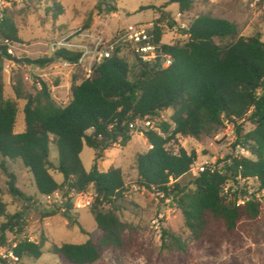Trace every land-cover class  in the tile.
I'll return each mask as SVG.
<instances>
[{"label":"trees","instance_id":"trees-1","mask_svg":"<svg viewBox=\"0 0 264 264\" xmlns=\"http://www.w3.org/2000/svg\"><path fill=\"white\" fill-rule=\"evenodd\" d=\"M48 1L55 15L63 14L64 7L58 0ZM99 1V7L105 5L107 13L117 12L107 0ZM168 5H178L177 15L183 17L192 10L193 0H170ZM152 8L155 9L142 10ZM165 8L160 9L163 18ZM155 22L156 42L172 58L166 68L161 60L143 63L135 59L133 66L126 60H107L96 69L93 78H84L72 87L66 105L56 101L47 82L43 81L41 88L32 93L26 91L23 79H17L13 86L16 99L25 101V131L19 134L15 131L18 105L5 98L4 60L9 55L6 48L0 53V168L8 177L7 194L17 201L31 200L17 186V177L9 170L8 164L16 163L33 175L41 196L72 190H93L97 194L89 209L101 233L99 239L84 244H53L50 248L51 254L70 264H96L102 260L103 252L128 251L132 246V225L124 222L114 207L127 191L124 172L116 167L100 171L98 161L116 145L129 146L137 121L148 119L156 122L157 128L140 131L150 149L135 159L137 182L140 187L154 188L178 206L195 241H201L214 223L235 231L243 221H257L262 216L261 202L252 200L238 206L237 195L229 198L223 194L227 176L209 173L193 176L195 151L172 148L180 137L202 140L218 134L224 127V116L247 118L254 127L247 134L240 133L239 140L253 156L235 159L225 168L234 176L241 172L244 178H258L260 189H264V94L258 95L264 88L262 36L239 37L236 24L201 15L186 29L172 18L168 25L171 29L179 28L187 41L162 44L163 20ZM0 39L22 43L19 27L12 17L0 20ZM81 56L80 51L63 49L55 56L17 62L45 68L56 63L57 58L76 64ZM163 113L168 114L167 121L160 120ZM52 146L58 152L56 163L51 160ZM85 146L95 152L91 171L85 169L81 158ZM55 174L62 175L63 181H57ZM188 176H191L189 182ZM2 192L0 187V247L11 250L17 264H22L24 258L41 259L47 244L45 239L38 243L25 239L15 248L9 246L8 233L22 231L25 215L9 214ZM108 206L111 209L107 210ZM71 214L70 206L63 213L64 218L79 225ZM0 262L8 264L2 258Z\"/></svg>","mask_w":264,"mask_h":264},{"label":"rangeland","instance_id":"rangeland-1","mask_svg":"<svg viewBox=\"0 0 264 264\" xmlns=\"http://www.w3.org/2000/svg\"><path fill=\"white\" fill-rule=\"evenodd\" d=\"M58 1L64 7L62 15H55L51 11L52 3L48 0H24L23 4L15 5L4 14V17H12L19 27L22 39L16 50L19 59L45 58L53 40L76 29L100 32L112 38L119 30L130 25L158 19L163 20L164 43L184 44L187 36L177 27L171 29L168 23L173 18L181 27H188L201 15L236 24L239 37L248 38L260 34L264 41L263 0H193L192 10L183 17L177 15L178 5H168L170 0H107L117 9V12L111 14L105 11V5L99 7V0ZM146 7L155 9L142 10ZM162 7H166L162 10L165 18L160 12ZM125 59L130 66L136 63L131 55L127 54ZM79 76L73 68L62 63L38 68L18 62L16 68L10 70L4 60L5 98L15 101L19 109L16 133L25 131V101L17 100L13 89L17 79H23L26 91L32 93L41 88L43 81L47 82L56 101L66 105L70 100L72 87L81 81ZM166 117L168 118L167 113ZM245 126L247 130L252 127L248 123ZM142 130H146L143 125L136 126L128 147L116 145L98 161L100 171L106 172L111 167H116L124 172L127 191L114 207L118 210L119 217L132 225V246L128 251H105L102 260L96 264H264V203L259 220L243 221L235 231H228L223 224L214 223L201 241H195L178 206L159 196L158 192L140 187L137 182L135 159L138 154L150 149L149 143L140 134ZM218 134L202 140L180 137L178 144L172 148L177 151L181 147L189 153L195 151L199 161L210 157L218 158L222 155L216 139ZM50 151L51 160L56 163L57 148L52 146ZM81 158L85 169L91 171L95 152L85 146ZM8 167L17 177V186L31 199L29 202H21L7 194L8 177L0 168V187L3 190L1 198L8 206V213L25 215L22 231L8 233L9 246L25 239L36 243L45 239L47 243L41 259L24 258L22 264H70L50 253L53 244H84L89 240L99 239L101 233L89 208L72 209L71 215L79 225L70 224L62 212L46 205L28 169L21 163L8 164ZM55 178L59 182L63 181L60 174H55ZM186 180L189 182L191 176ZM53 212L57 214L49 216ZM1 254L7 255L8 248L0 252V257ZM7 261L8 264H17V260L13 258Z\"/></svg>","mask_w":264,"mask_h":264},{"label":"built area","instance_id":"built-area-1","mask_svg":"<svg viewBox=\"0 0 264 264\" xmlns=\"http://www.w3.org/2000/svg\"><path fill=\"white\" fill-rule=\"evenodd\" d=\"M24 0H0V20L3 19L4 14L11 10L15 5H21ZM181 17V15H178ZM157 24L155 21L130 25L124 29L119 30L112 38H108L100 32L91 30L76 29L71 33L64 35L49 45V54L55 56L60 50L80 51L82 56L78 63L71 64L60 59H56V63L65 64L68 68H73L79 73L78 79L82 80L93 78L96 69L100 67L107 60L116 58L119 60H126L125 56L131 55L135 59H139L143 63L161 60L164 68L172 63V58L163 52L161 44L156 42V35L154 30ZM182 29L187 27L182 26ZM164 44V41L162 42ZM20 44L13 43L9 40L0 39V53L2 49L6 48L9 55L7 58L8 68L14 69L17 66L19 56L17 49ZM41 68V67H38ZM264 94V88L258 91V95ZM251 114L249 112L248 116ZM161 121H167L166 113H163ZM248 123L252 127L247 130L245 124ZM139 124L143 125L145 129L157 130L156 122L148 119L144 121H137L134 128ZM253 124L244 118L239 120L235 117L224 116V127L217 135V144L222 155L218 158H209L204 161H199L197 158L191 167V174L198 176L202 173H209L212 175L219 174L228 177V182L223 186V194L229 198H234L237 195L236 203L238 206H244L247 202L257 200L264 203V189H260V182L258 178H244L241 172L238 176L225 168L226 165H231L232 162L242 159H251L252 152L240 143L239 135L247 134L253 129ZM241 128V132L239 130ZM153 191L155 189L153 188ZM159 196L164 198L161 193ZM97 194L90 190L87 192H78L72 190L68 193L64 191H56L51 195L42 196L43 201L48 207L54 210L65 213L69 211L70 206L74 210L86 209L92 207ZM171 200V199H165ZM172 201V200H171ZM173 202V201H172ZM17 243L13 245L15 248ZM5 248L0 247V252ZM2 259L9 260L13 258L17 260L12 251L8 249L7 255H2ZM0 257V258H1Z\"/></svg>","mask_w":264,"mask_h":264},{"label":"crops","instance_id":"crops-1","mask_svg":"<svg viewBox=\"0 0 264 264\" xmlns=\"http://www.w3.org/2000/svg\"><path fill=\"white\" fill-rule=\"evenodd\" d=\"M149 147H150V145H149Z\"/></svg>","mask_w":264,"mask_h":264}]
</instances>
